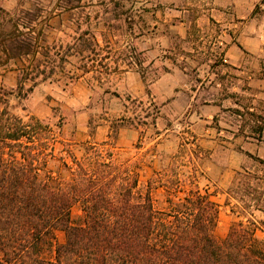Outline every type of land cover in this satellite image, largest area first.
I'll return each instance as SVG.
<instances>
[{
    "label": "trees",
    "instance_id": "16d2710c",
    "mask_svg": "<svg viewBox=\"0 0 264 264\" xmlns=\"http://www.w3.org/2000/svg\"><path fill=\"white\" fill-rule=\"evenodd\" d=\"M23 13L22 23H0V63L27 61L16 66L13 89L0 87V264H264V239L254 228L233 223L217 238L218 204L196 184L185 188L174 162L154 169L142 191L141 168L116 156L112 133L101 142H75L84 150L77 156L61 124H54L55 131L50 118L30 114L24 119L9 110L10 97L19 103L27 99L39 83L65 71L71 57L80 64L77 71H67L68 79L82 77L88 71L85 52L98 46L89 39V29L78 32L79 26L64 46L42 44L43 29L32 36L29 25L37 12ZM53 160L59 164L55 169L50 167ZM255 160L262 167V173L253 175L262 182L261 194L264 160ZM157 188L165 194L161 209L151 195ZM75 206L81 211L76 219ZM58 230L64 233L60 243L55 242Z\"/></svg>",
    "mask_w": 264,
    "mask_h": 264
},
{
    "label": "rangeland",
    "instance_id": "374dc122",
    "mask_svg": "<svg viewBox=\"0 0 264 264\" xmlns=\"http://www.w3.org/2000/svg\"><path fill=\"white\" fill-rule=\"evenodd\" d=\"M67 1L0 0V23L5 22L8 26L10 19L18 20L19 23L25 21L24 10L37 12L29 25L33 30L32 36L43 29L42 44L55 41L64 46L72 42V38L77 35L74 32L77 26L80 27L78 32L89 29L92 44L97 41L98 46H91L92 52H85L87 85L82 83V87L77 88V79L72 82L68 79L67 71H77L76 66L80 64L76 57H71L64 63L65 71H58L46 80L48 94L45 95L44 88L40 87L32 97L33 101L41 99L51 107L48 118L53 123V130H58L55 123L61 124L63 137L74 141L72 150L81 156L84 150L75 144L84 142V134L92 133L98 124L108 125V135L112 133L115 136L116 156L120 160L136 161L141 168L139 187L142 191L146 189L147 179L154 169L158 170L161 165L174 162L177 176L185 188L196 184L218 204V223L215 229L217 238L222 239L231 224L242 222L254 228L258 238L264 239V211L260 209L264 206V192L260 194L262 182L253 176L254 173H262V167L249 160H243L239 167L231 166V97H228L231 86V76L228 75H231V69L222 62L223 55L217 43L213 44L215 31L210 28L204 33L199 32L198 23L194 21L207 12L208 6L201 0L184 2L181 6L188 8L186 15L191 20L189 39L180 40L172 32L169 41L177 51L181 47L194 49L184 55L183 62L188 67L191 87L200 85L203 94L198 102H186L184 106L169 105L163 109V102L149 100L146 96L140 99L132 95L127 87L117 86L119 74L113 73L115 71L110 75L103 73L102 79H99L100 75L94 69L96 63L105 56L110 57L105 63L111 67L128 63L129 57H143L133 53L141 45L135 36L143 31L138 22L141 19L148 21V16L141 15H147L152 6L141 5L142 0ZM115 1L119 3L116 9L113 7ZM65 2L69 7L64 8ZM92 35L95 40L91 38ZM25 63L27 61L21 59L0 63V87L4 91L14 87L1 82L2 75L17 70L16 66ZM156 75L157 69H149L145 82H150ZM199 81L202 83L199 84ZM217 98L225 99L221 102L218 116L209 124L197 119L195 114H189V111L197 110L200 104ZM3 99L4 96L0 98V110L4 107ZM28 99L20 100L19 103L18 99L10 97L9 110L25 119L32 110L33 101ZM215 125L221 130L207 129V126ZM59 147L57 145L56 153ZM58 165L56 160L50 162L51 168L55 169ZM246 173L250 175L245 177ZM151 195L156 208L165 206L162 188L152 189ZM80 212L75 206L72 210L73 218L76 219ZM63 240L64 233L56 231L55 242Z\"/></svg>",
    "mask_w": 264,
    "mask_h": 264
},
{
    "label": "crops",
    "instance_id": "0c3cea01",
    "mask_svg": "<svg viewBox=\"0 0 264 264\" xmlns=\"http://www.w3.org/2000/svg\"><path fill=\"white\" fill-rule=\"evenodd\" d=\"M186 1L189 0H142L141 5L152 6V9L147 15H141L148 16V21L141 19L138 22L143 31L137 33L135 40L141 45L133 53L143 57H129L128 63L111 67L109 63H105L110 57L105 56L94 66L95 72L100 75L98 78L102 79L103 73L110 75L115 71L113 73L119 74L117 86L127 87L132 95L140 99L141 96H146L149 100L163 102V109L169 105L184 106L186 102H198L203 93L200 85L191 87L188 67L183 62L184 55L194 49L181 47L177 51L169 43L172 32L180 40L189 39L191 20L186 15L188 8L181 6ZM201 1L208 6L207 12L194 21L198 23L199 32L204 33L210 28L215 31L213 44L217 43L223 55L222 62L231 69V75H228L231 76L228 96L231 97V166L239 167L243 160H264V121L259 117L264 118V0ZM152 68L155 71L157 69V75L146 83V72ZM198 70L197 68L196 71ZM17 71L11 70L3 74L1 82L15 87ZM87 73L88 71L77 78V88L82 87V83L87 85ZM40 87L44 88L45 95L48 94L49 86L46 81L41 82L27 98L29 101ZM224 99H210L207 103L200 104L197 110L189 111V114H195L197 119L209 124L218 116ZM31 106V114L34 116L40 119L50 116L51 107L41 99L31 102ZM236 109L244 111L243 117L235 112ZM242 123L244 130L239 132ZM207 127L221 130L217 125ZM258 127L261 130L257 131ZM84 139L94 142L107 140L108 125L98 124L92 133L84 134Z\"/></svg>",
    "mask_w": 264,
    "mask_h": 264
}]
</instances>
